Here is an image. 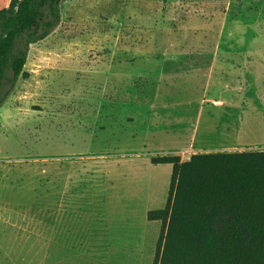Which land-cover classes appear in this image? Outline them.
Here are the masks:
<instances>
[{
    "label": "rangeland",
    "instance_id": "1",
    "mask_svg": "<svg viewBox=\"0 0 264 264\" xmlns=\"http://www.w3.org/2000/svg\"><path fill=\"white\" fill-rule=\"evenodd\" d=\"M24 70L0 105V264H55L57 231L95 248L105 236L107 264H148L150 247L114 239L132 230L156 242L161 221L147 212L165 205L172 164L151 158L192 154L159 133L155 102L231 88L255 101L244 119L256 125L233 149H264V0H64ZM210 72L228 86L202 80ZM71 252L98 264L96 249Z\"/></svg>",
    "mask_w": 264,
    "mask_h": 264
},
{
    "label": "trees",
    "instance_id": "2",
    "mask_svg": "<svg viewBox=\"0 0 264 264\" xmlns=\"http://www.w3.org/2000/svg\"><path fill=\"white\" fill-rule=\"evenodd\" d=\"M64 0H10L0 9V105L28 49L61 21ZM9 86V87H8ZM172 172L153 264H264V149L156 155Z\"/></svg>",
    "mask_w": 264,
    "mask_h": 264
},
{
    "label": "crops",
    "instance_id": "3",
    "mask_svg": "<svg viewBox=\"0 0 264 264\" xmlns=\"http://www.w3.org/2000/svg\"><path fill=\"white\" fill-rule=\"evenodd\" d=\"M213 64H216V62H213ZM251 78L252 75L250 73H245L236 75L232 79L246 83ZM202 80H206L207 83L216 82L219 84L218 88H220L222 85L228 86V80L230 79L227 75L210 72L207 74L206 79ZM231 90V88H228L224 91H219L218 94L214 93L213 96L190 99L180 98L162 103H153V106H161L158 109L152 108V115L157 116V114L163 113L160 120L162 126L159 131L161 132L159 133L171 135L173 138L171 143L174 144L171 149L182 148L191 153L235 151L233 146H235L236 141L240 142L245 137H250L245 136V133L251 135L253 130L256 129V125L251 127V123L245 121L244 116H255V110L249 108L255 101L242 97H231ZM157 123L158 121L156 120L148 122L149 125L153 124L156 129L158 127ZM132 232L134 231L124 232L122 234L128 233L129 236L124 235L114 239V241L118 240L121 244L119 249L128 251L139 249L142 253V251H147L148 247H150L147 253L148 264H153L155 243L157 242L159 232L156 236V242L153 240L149 243L146 242L147 240L143 236H137V232L133 233L134 235L130 234ZM104 233L106 231H103L101 234ZM55 234L57 244L54 250H52L55 264H64L65 255L71 256L70 264H73L74 254L71 251L74 249H96L98 264H107L110 259H106V255L109 256L110 253H113L105 236L98 237L97 248H95L92 246L94 243L89 245L84 236H80L78 241L72 238L74 245H71L69 244L70 242H60L65 241L66 238L59 237L58 231ZM52 237L53 231H51ZM59 249L65 250L64 256L59 255Z\"/></svg>",
    "mask_w": 264,
    "mask_h": 264
}]
</instances>
